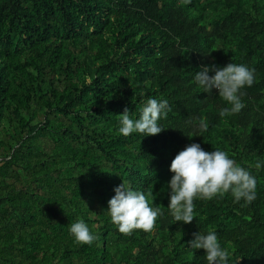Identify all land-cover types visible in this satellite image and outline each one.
<instances>
[{
  "label": "trees",
  "instance_id": "16d2710c",
  "mask_svg": "<svg viewBox=\"0 0 264 264\" xmlns=\"http://www.w3.org/2000/svg\"><path fill=\"white\" fill-rule=\"evenodd\" d=\"M231 62L256 79L221 117L230 105L194 77ZM149 97L169 103L164 130L120 134L119 114L139 118ZM191 143L249 170L256 199L196 198L194 220L175 222L170 164ZM121 183L161 209L152 231L111 222ZM77 220L91 245L70 235ZM200 231L226 264H264V0H0V264H208L188 246Z\"/></svg>",
  "mask_w": 264,
  "mask_h": 264
},
{
  "label": "clouds",
  "instance_id": "9594fccd",
  "mask_svg": "<svg viewBox=\"0 0 264 264\" xmlns=\"http://www.w3.org/2000/svg\"><path fill=\"white\" fill-rule=\"evenodd\" d=\"M213 72L214 75H209ZM195 82L206 93L218 90L219 97L230 107L220 110L221 117L238 114L245 104L242 102L245 87L255 82V69L246 65L228 63L220 67L215 64L202 66L195 74ZM167 100L149 97L141 106L139 118L130 117L125 108L119 114V133L127 137L132 133L153 136L164 128L158 123L170 111ZM192 123V121H189ZM199 132L208 129V123L201 118L196 125ZM193 136H188L190 139ZM255 167L259 169L258 162ZM173 176L168 184L171 216L175 222L191 223L194 220V199L211 200L216 196L231 192L234 200L252 203L256 199V177L240 166L223 150L205 151L199 143H191L174 157L170 164ZM115 195L108 201L107 213L111 222L121 234L130 235L133 230L150 232L154 229L157 218L162 215L159 207L149 205L144 192L133 190L124 183L114 188ZM69 233L77 244L91 245L95 240L89 226L83 220L69 225ZM194 239L188 242L193 249H203L208 264H226L229 251L223 248L215 231L193 233Z\"/></svg>",
  "mask_w": 264,
  "mask_h": 264
}]
</instances>
